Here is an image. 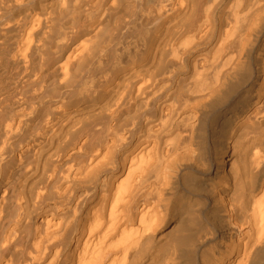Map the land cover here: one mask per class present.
Masks as SVG:
<instances>
[{
    "label": "bare ground",
    "instance_id": "bare-ground-1",
    "mask_svg": "<svg viewBox=\"0 0 264 264\" xmlns=\"http://www.w3.org/2000/svg\"><path fill=\"white\" fill-rule=\"evenodd\" d=\"M0 264H264V0H0Z\"/></svg>",
    "mask_w": 264,
    "mask_h": 264
},
{
    "label": "rangeland",
    "instance_id": "rangeland-1",
    "mask_svg": "<svg viewBox=\"0 0 264 264\" xmlns=\"http://www.w3.org/2000/svg\"><path fill=\"white\" fill-rule=\"evenodd\" d=\"M47 203H48V200H47ZM177 204H178V205H180V204H181V202H177ZM180 220H181V219H180Z\"/></svg>",
    "mask_w": 264,
    "mask_h": 264
}]
</instances>
